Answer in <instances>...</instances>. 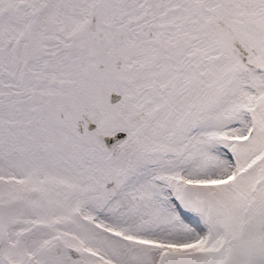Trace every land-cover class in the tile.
<instances>
[{"label":"snow or ice","instance_id":"obj_1","mask_svg":"<svg viewBox=\"0 0 264 264\" xmlns=\"http://www.w3.org/2000/svg\"><path fill=\"white\" fill-rule=\"evenodd\" d=\"M0 264H264V0H0Z\"/></svg>","mask_w":264,"mask_h":264}]
</instances>
